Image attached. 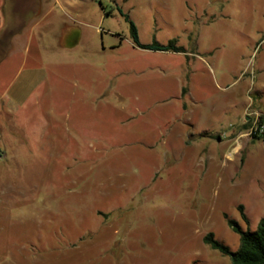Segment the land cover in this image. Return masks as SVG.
Segmentation results:
<instances>
[{
    "label": "rangeland",
    "instance_id": "rangeland-1",
    "mask_svg": "<svg viewBox=\"0 0 264 264\" xmlns=\"http://www.w3.org/2000/svg\"><path fill=\"white\" fill-rule=\"evenodd\" d=\"M263 212L264 0H0V264H231Z\"/></svg>",
    "mask_w": 264,
    "mask_h": 264
},
{
    "label": "trees",
    "instance_id": "trees-1",
    "mask_svg": "<svg viewBox=\"0 0 264 264\" xmlns=\"http://www.w3.org/2000/svg\"><path fill=\"white\" fill-rule=\"evenodd\" d=\"M129 22L130 34L136 46L154 51H182L171 41L167 45L157 42L143 44L139 41L135 24L129 19L127 14H123ZM242 217L245 219L244 214ZM232 230L239 234L238 248L232 250L228 245L217 239L212 232L204 235L203 241L212 249L218 250L221 254L230 258L231 264H264V212L254 229H243L234 219H227Z\"/></svg>",
    "mask_w": 264,
    "mask_h": 264
}]
</instances>
